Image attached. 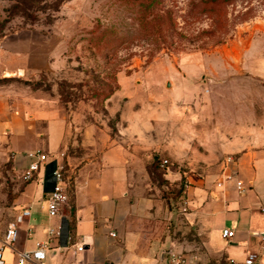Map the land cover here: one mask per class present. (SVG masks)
I'll return each mask as SVG.
<instances>
[{
  "label": "rangeland",
  "instance_id": "1",
  "mask_svg": "<svg viewBox=\"0 0 264 264\" xmlns=\"http://www.w3.org/2000/svg\"><path fill=\"white\" fill-rule=\"evenodd\" d=\"M201 1L155 0L148 10V0H0V97L24 109L32 126L38 121L40 138L51 117L71 126L76 142L95 125L102 150L114 144L126 152L130 169L174 214L156 264L177 257L181 264H230L190 220V183L203 182L200 188L211 192L239 172L245 153H256L254 162L264 159V7L261 0H238L218 21L200 14ZM180 46L187 51L173 50ZM245 49L257 64L250 72ZM220 52L234 63L217 58L208 72L187 77L184 59ZM41 145L26 156L47 155V144ZM65 151V158L84 154L77 145ZM5 155L0 231L18 215L28 186L8 147ZM169 172L180 180H167Z\"/></svg>",
  "mask_w": 264,
  "mask_h": 264
},
{
  "label": "crops",
  "instance_id": "2",
  "mask_svg": "<svg viewBox=\"0 0 264 264\" xmlns=\"http://www.w3.org/2000/svg\"><path fill=\"white\" fill-rule=\"evenodd\" d=\"M243 53L244 67L250 72L257 65L256 60L252 51L245 49ZM216 59L234 63V59L220 52L219 56L202 57L198 61L186 58L182 66L188 78H195L208 72ZM24 115V109L10 108L6 99L0 97V165L5 162L8 147L14 153V164L23 173L34 162L26 153L42 149L41 144L45 142L47 155L59 157L69 167L66 178L72 195L69 203L71 246L59 249L57 240L50 241L48 264H156L155 256L168 243V238H164L167 220L174 218V214L156 188L144 184L142 175L130 169L126 152L114 144L102 150V135L95 125L84 129L85 139L76 142L69 135L71 126L51 117H47L44 128L46 137L40 138L41 134H36L34 129L38 121L32 126ZM39 118L45 117L41 114ZM76 145L84 149V154L65 158V150ZM252 154L245 153L239 159V172L224 186L210 187L208 192L200 188L203 182L194 179L189 187L194 209L191 222L207 236L210 246L224 253L228 262L233 260L239 264L250 254L258 255L256 264H264V215L257 210L260 207L264 213V159L254 162L256 153ZM242 171L245 176L241 175ZM166 179L174 183L180 180L174 172H169ZM239 184L242 192L238 191ZM20 203L19 210L29 208L32 216L26 221L27 226H21L15 249L34 250L38 243L49 241L48 231L58 229L60 222L50 217L48 203L37 183L28 184ZM159 223L163 228L155 232ZM6 229L0 231V248ZM224 229L233 230L235 237L224 239ZM111 233L116 237H111ZM82 244L84 250L77 251ZM217 244L220 246L216 248ZM4 260L5 264H15L13 252L5 250Z\"/></svg>",
  "mask_w": 264,
  "mask_h": 264
},
{
  "label": "built area",
  "instance_id": "3",
  "mask_svg": "<svg viewBox=\"0 0 264 264\" xmlns=\"http://www.w3.org/2000/svg\"><path fill=\"white\" fill-rule=\"evenodd\" d=\"M30 158L34 162L23 173V179L26 183H37L41 187V193L48 203L49 215L56 218L60 225L58 229H50L48 231L49 241L47 243H38L34 250L17 251L15 249L20 238L21 226L31 218L32 213L29 208H23L18 211V215L11 221L6 229L2 246L0 248V264H5L4 251L10 250L13 252L15 264H48V251L51 249L50 241L57 240L59 249L69 248L71 242V228L69 216H71L72 207L70 206L71 190H69L66 170L60 158L53 155H45L37 152ZM63 158V155L61 156ZM168 164V161H163L162 167ZM234 176H229L228 181H231ZM238 185V191L242 192L243 188ZM32 229L28 230L30 236ZM111 237H116L114 233ZM222 237L226 240H232L235 237L233 230L224 229ZM263 240H264V236ZM84 244L77 247V251H83ZM258 260L257 254H250L242 264H256ZM181 258L177 257L173 260V264H181ZM230 264H239L233 260Z\"/></svg>",
  "mask_w": 264,
  "mask_h": 264
},
{
  "label": "trees",
  "instance_id": "4",
  "mask_svg": "<svg viewBox=\"0 0 264 264\" xmlns=\"http://www.w3.org/2000/svg\"><path fill=\"white\" fill-rule=\"evenodd\" d=\"M150 3L148 10L153 8V3L155 2V0H148ZM238 0H204L201 1L197 6H202V10L200 14H206L207 16H212L214 19L216 20H222L225 14V9L228 6H231L233 3H235ZM260 5L264 7V0H261ZM200 14L197 16V14L195 15H191L192 17H200ZM164 18L161 20L163 21ZM167 21L169 23H167V28L170 25V20L167 19ZM224 27L223 29H226V19H224ZM164 24V23H162ZM167 30V29H166ZM229 31H225V33H223V35H221L220 37H218L217 39V43H222V41L225 39V37L228 35ZM164 49L158 48L157 51L158 52H162ZM174 51L178 52L179 54L181 53H185L187 50L180 46V47H176L173 49ZM28 185V183H26Z\"/></svg>",
  "mask_w": 264,
  "mask_h": 264
}]
</instances>
